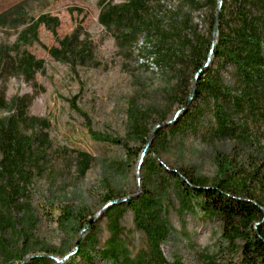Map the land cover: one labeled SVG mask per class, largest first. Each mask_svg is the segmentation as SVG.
Wrapping results in <instances>:
<instances>
[{
	"label": "rangeland",
	"instance_id": "rangeland-1",
	"mask_svg": "<svg viewBox=\"0 0 264 264\" xmlns=\"http://www.w3.org/2000/svg\"><path fill=\"white\" fill-rule=\"evenodd\" d=\"M125 1L0 0V13L20 15L18 24L0 27V48L40 18L20 50L42 60L44 69L30 82L1 77L0 88L8 104L31 96L26 113L42 120L33 132L47 135L33 144L12 198L0 200V264H88L94 255L96 264L111 233L130 256L144 254L149 238L137 213L142 207L141 213L151 214L146 223L160 233L157 248L165 261L199 264L198 254L212 251L218 223L185 196L170 171L213 181L230 164L246 167L257 153L245 147V119L234 104L245 80L232 62L210 50L220 31L230 34L235 0L152 1L162 29L182 23L186 32L177 28V36L204 41L201 49L194 43L201 50L197 70L179 61L180 49L168 50V41L145 32L128 47L117 46L98 12ZM224 1L229 7L221 28L210 34L209 21ZM20 3L22 11L14 10ZM245 3L264 44V0ZM78 28L94 43L96 65L73 68L48 52ZM12 112L0 109V118ZM263 142L264 136L258 146ZM113 200L121 205L109 209ZM81 240L83 254L70 259Z\"/></svg>",
	"mask_w": 264,
	"mask_h": 264
},
{
	"label": "trees",
	"instance_id": "trees-1",
	"mask_svg": "<svg viewBox=\"0 0 264 264\" xmlns=\"http://www.w3.org/2000/svg\"><path fill=\"white\" fill-rule=\"evenodd\" d=\"M152 1L126 0L119 4L107 3L102 5L98 12V22L112 33L116 45L121 48L128 47L138 33L145 32L149 36L168 41V50L179 52L180 49L179 61L184 65L200 69L202 63L197 53L201 50L197 49L202 48L204 41H197L196 35L192 43L186 35L177 36L179 33L177 28L185 30L182 23L177 24L178 26L172 25L167 30L162 29L155 22L157 19L153 18ZM233 4L235 22L230 34L224 35L220 31L221 35L210 50L214 56H222L232 62L245 80L243 95L234 99V104L245 119V147L257 149L255 151L257 153L254 156L249 155L250 160L246 167L230 164L225 175L213 181L202 176H191L186 171H170L185 196L196 200L201 212L218 223L219 233L212 251H201L198 254L199 264H264V142L262 147L258 146L261 145L260 139L264 136L263 32L256 24L257 18L245 11V0H235ZM22 6L21 3L17 4L14 10L22 11ZM228 7L226 1L219 5L217 15L213 16L208 24L210 34L220 30L219 21ZM19 16L9 11L0 13V27L18 24ZM54 21L57 23V20ZM39 23L40 18L22 30L11 46L0 48V78L22 77L25 82H30L37 71L44 69L42 60L36 59L26 50H20L22 42L23 44L31 42L30 30ZM81 35V28L75 29L71 34L59 39L58 46L49 48V54L56 61L73 68L96 65L94 43L88 36ZM194 43H198L197 49L195 47L197 44ZM186 48L189 50V56L183 55ZM12 51L14 53H11ZM206 70L205 67L199 74L204 75ZM192 92L196 93L197 89H193ZM31 99V96L23 95L8 104L0 88V109L13 110L9 115L0 118L2 202L12 198L14 192L12 185L18 176L23 177L24 172L26 173L24 166L28 164V159H32L33 144L39 140L43 143L47 138L45 133L33 132L36 126L42 124V120L26 113ZM28 130H31L30 134L27 133ZM8 187L11 189L9 192ZM126 203L134 205L133 200L127 199ZM120 205V202L113 200L109 209ZM141 209L139 208L137 213L142 215L139 220L143 223L142 227L149 238L147 252L130 256L123 241L119 240L115 233H111L103 243V248L98 251L96 264H181L178 261L167 262L161 256L157 248L160 233L157 227L146 223L151 214L141 213ZM84 245L81 240L69 258L82 255ZM95 258L96 255L90 256L88 264H95L93 262ZM58 264L67 263L64 261Z\"/></svg>",
	"mask_w": 264,
	"mask_h": 264
}]
</instances>
